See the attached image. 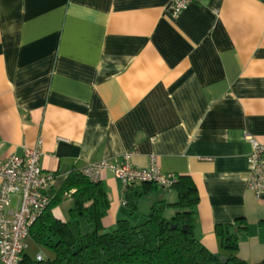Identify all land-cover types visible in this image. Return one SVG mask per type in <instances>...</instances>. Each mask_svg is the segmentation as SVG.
Segmentation results:
<instances>
[{"label": "crops", "instance_id": "1", "mask_svg": "<svg viewBox=\"0 0 264 264\" xmlns=\"http://www.w3.org/2000/svg\"><path fill=\"white\" fill-rule=\"evenodd\" d=\"M245 134L264 139V0H198L177 17L171 0H0V158L40 139L53 188L90 163L130 153L143 168L155 155L162 172L196 186L201 244L225 256L215 227L242 218L236 255L257 264L264 194L247 188ZM100 181L105 232L176 199L157 187L131 212L121 181L109 171ZM71 206L65 195L52 213L67 222ZM70 223L75 235L93 229L80 215ZM24 254L54 258L31 238Z\"/></svg>", "mask_w": 264, "mask_h": 264}, {"label": "trees", "instance_id": "2", "mask_svg": "<svg viewBox=\"0 0 264 264\" xmlns=\"http://www.w3.org/2000/svg\"><path fill=\"white\" fill-rule=\"evenodd\" d=\"M157 187L152 182L128 184L125 202L129 210L134 212L139 199ZM170 189L175 191L176 199H156L141 223L118 220L114 229L105 232L101 219L106 215L109 200L104 186L101 181H93L78 170H71L52 189L51 202L29 231L30 238L47 246L54 258L31 259L23 254L18 264H250L236 255L239 241L247 230L242 218L215 227L227 257L222 262L220 256L209 252L195 235L197 214L194 207L199 196L191 178L177 175ZM65 195L72 199V206L69 221L62 222L54 217L52 209ZM77 215L93 224V229L75 235L70 220ZM50 234L57 237L55 242L49 238ZM257 264H264V260Z\"/></svg>", "mask_w": 264, "mask_h": 264}, {"label": "built area", "instance_id": "3", "mask_svg": "<svg viewBox=\"0 0 264 264\" xmlns=\"http://www.w3.org/2000/svg\"><path fill=\"white\" fill-rule=\"evenodd\" d=\"M195 1L198 0H171L173 16L177 17ZM245 139L250 144L247 188L258 198L264 194V139L258 140L250 134H245ZM40 142L38 139L34 147L25 148L20 156L10 154L0 158V264H18L28 247L31 226L53 196L58 176L41 168ZM130 156L125 154L119 163L109 160L90 163L78 171L93 181H100L102 174L109 171L125 187L152 182L161 189H170L176 182L177 175L162 172L155 155L149 157L148 165L143 168L133 165Z\"/></svg>", "mask_w": 264, "mask_h": 264}, {"label": "water", "instance_id": "4", "mask_svg": "<svg viewBox=\"0 0 264 264\" xmlns=\"http://www.w3.org/2000/svg\"><path fill=\"white\" fill-rule=\"evenodd\" d=\"M219 258H220V260H221L222 262H224V261L227 260V257H226V256H220Z\"/></svg>", "mask_w": 264, "mask_h": 264}]
</instances>
